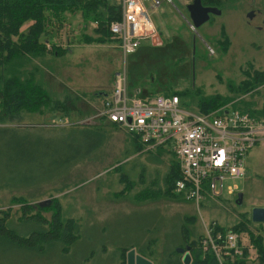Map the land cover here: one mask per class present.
Here are the masks:
<instances>
[{"label": "rangeland", "instance_id": "rangeland-1", "mask_svg": "<svg viewBox=\"0 0 264 264\" xmlns=\"http://www.w3.org/2000/svg\"><path fill=\"white\" fill-rule=\"evenodd\" d=\"M188 3L189 0H162L152 12L159 29L157 43L144 42L125 57L116 39L94 31V22H87L84 28L81 16L76 14L68 16L69 21L54 37L53 47L59 54L46 52L29 59L28 68L30 64V68L38 66L42 70L36 76L41 73L50 98H70L75 108L60 109L55 105L53 110L45 109L42 114L27 113L20 121L23 127L12 136L9 127L0 130V180L9 179L15 187L0 190V214L9 210L10 216H19L20 203L16 200L19 196L35 205L53 199L59 202L63 217H72L79 223L81 234L72 247L73 251L76 249L72 255L58 253L55 248L44 253L21 250L13 242L0 238V264H123L124 260L126 264V253L120 251L131 245L152 264H161L171 249L184 247V250L208 224L228 228L243 221L252 235L261 236L264 253V220L251 218L253 207L264 206V136L249 150L245 176L225 181L238 184V191L243 193L242 201L236 200V192L230 196L224 193L217 200L202 199L199 206L181 195L158 194L157 182H161L168 163L174 162L173 153L165 147L144 151L133 134L121 126L106 125L109 138L101 147H85L81 151L84 157L68 168L62 167L61 173H55L52 178L34 175L39 141L28 139L23 147L20 144L22 133L31 135V131H36L52 136L56 135L55 130L61 129L56 127L105 123L100 112L103 93L111 92L114 71L120 66L126 70L129 95L143 94L145 86L160 93L164 88L168 91L189 88L202 94L247 101L261 109L264 81L251 90L245 88L242 81L247 78L248 70L250 73L255 68L264 71V0H214L212 4L220 12L210 13L195 30L187 21H191ZM89 34L104 40L88 39L85 35ZM173 35H178L186 44L185 51L171 60L173 64L176 58L183 59L174 68L166 65L169 61L163 56H155ZM47 47L53 49L50 41ZM135 62L137 65H133ZM142 76L145 79L142 80ZM196 98L195 93L184 95L182 105L198 110ZM225 106L231 108V102ZM29 124L44 128L31 130ZM65 135L71 132L66 131ZM76 136L78 143L82 141L83 135L78 130ZM58 143L54 138L53 144ZM15 148L18 156L30 154L33 157L29 163L24 155L33 173L23 174L31 181L26 189H21L17 180L24 171L18 168L13 174L8 167L21 165L19 157L12 154ZM43 213L49 218L51 209ZM182 224L188 226L186 232L183 230L184 236L180 234ZM237 231L242 243L248 245L243 264H259L260 261L264 264L249 231L243 228ZM89 253L88 260L82 261Z\"/></svg>", "mask_w": 264, "mask_h": 264}, {"label": "trees", "instance_id": "trees-1", "mask_svg": "<svg viewBox=\"0 0 264 264\" xmlns=\"http://www.w3.org/2000/svg\"><path fill=\"white\" fill-rule=\"evenodd\" d=\"M119 13L120 4L115 0H0V130H6L9 127L12 136L17 129L23 127L20 121L24 120L27 113L42 114L45 109L53 110L55 105L60 109L62 107L67 109L75 108L71 105L72 100L70 98H63V100L57 97L50 98L49 91L44 88L41 73L38 77L36 76V73L42 72V70L38 66L30 68V64L28 68L29 59L31 61L32 57L46 52H56L59 54V51L53 47L56 44L54 37L57 36L59 31L66 25V22L69 21L70 17L68 18V16L79 14L82 18L81 25L84 28L87 22H94L96 23V26L93 27L94 31L104 35H111L106 27V23L118 18ZM26 23L28 24L26 25ZM85 37L91 40H96L97 38L104 40L103 37L92 38L90 34L85 35ZM167 40V43L161 46V51L155 56L157 58L163 56V59L167 60L166 62L169 61L166 65L174 68L178 66L175 64H178L183 59L176 58L173 61L174 65L171 63V60L179 57L185 51L186 44L178 35H173ZM47 41H50L53 49L47 47ZM147 43L151 45V43ZM133 65H137V62ZM246 72H248L247 78L242 81V85L245 88L251 90L259 82L264 81V71L255 68L251 73L250 70ZM141 79H145V76H142ZM170 79L173 78L170 77ZM166 81L169 82V80ZM163 90L165 91L162 93L166 95L177 94L181 103L184 95L197 94L196 107L202 112L213 111L231 102V108L248 111L250 114L258 117L264 116V105L261 109H256L250 105V102L233 100L226 95L202 94L194 89L192 91L189 88L174 91H168L167 88H164ZM144 91L141 95L160 93L159 91L154 92L151 89L149 90L148 86L144 87ZM104 98L105 95H103ZM63 115L65 114L63 113ZM101 117L106 122H101L99 126L75 123L67 127L62 126L65 128L56 127L61 129L55 130L57 133L52 136L37 133L36 131H31V135L22 133L20 135V144L22 147L24 144H27L26 141L28 139L38 140L40 143L35 153L36 156L34 157V175L43 174L47 175L48 178H52L55 173H61L62 167L64 169L68 168L76 163L77 160L81 159V157H84V153L81 151L85 147L89 146L90 148L94 147L96 149L101 147L109 138V135L108 138L106 136L108 134L106 125L113 127H117L118 125L108 120L104 115ZM35 125L29 124L31 130L44 128L39 124V127H35ZM77 130L83 135L82 141L79 143L77 141L79 137L76 136ZM66 131L71 132V135L66 137ZM133 137L136 138L134 134ZM54 138L59 142L57 145L53 144ZM14 143L16 144V139H14ZM80 145L81 148H78ZM140 147H143L141 143ZM162 148L164 147L157 149ZM150 150L152 149H145L144 151ZM14 151L12 154L15 158L19 157L21 165L17 167V165L10 164L8 167L13 174L18 168L24 171L21 172L22 175L17 180L20 183L18 186L21 189H26V186L31 184V181L25 179L23 174L31 175L33 173L24 160L25 154L18 156L16 148ZM25 157L29 163L33 159L30 154H26ZM178 176V166L175 160L174 162L172 160L168 163L167 170L161 178V182H157L158 194L164 196H180L181 194L177 193L173 188ZM0 182L3 183L0 186V190L15 188L9 179H2ZM16 200L20 203L21 214L14 218L10 216L9 210L1 211L0 238L13 242L21 250L31 252L44 253L53 248L62 254L72 255V253L76 252V249L73 251L72 247L81 234L79 223L72 217H63L61 215L57 200L53 201V199H50L48 203H37L36 205L26 199H21L20 196ZM46 209H51V216L49 218L43 213ZM219 227L226 228L223 225H219ZM187 228L188 226L186 224L180 226V234L182 236H184L183 233L186 232ZM228 228L233 230L241 228L248 230L250 237H252L253 245L257 247L256 251L258 252V256L260 255L261 260L264 259V253L262 254L263 251L261 249V236L252 235L246 221L235 223L233 227L229 226ZM201 234L197 238L190 240L188 246L182 252L180 251L181 253L177 250V247L173 248V250L171 249V252L169 251V254L167 253V256L160 263L183 264L182 255L188 250L191 257L189 264H220L212 253L202 250L200 245ZM132 246L125 247V249L123 247V250L121 249L120 252L122 254L127 253L125 251L129 250ZM246 249V247L243 248L242 254L235 256L234 259L226 257L224 264H243ZM93 250L94 247L92 246ZM90 256V253L87 256H83L82 261H87ZM261 263L262 261L259 264ZM123 264H125V260Z\"/></svg>", "mask_w": 264, "mask_h": 264}, {"label": "built area", "instance_id": "built-area-1", "mask_svg": "<svg viewBox=\"0 0 264 264\" xmlns=\"http://www.w3.org/2000/svg\"><path fill=\"white\" fill-rule=\"evenodd\" d=\"M115 1L120 4L119 17L106 27L123 57L144 42L157 43L159 29L152 12L162 0ZM127 86L126 70L120 66L101 115L134 134L144 149L171 150L179 170L173 187L177 193L199 206L202 199L217 200L238 190L237 183L225 181L245 176L249 150L264 136V116L225 105L202 112L183 106L177 94L129 95ZM215 224L206 226L200 245L224 264L226 257L240 256L248 245L237 230Z\"/></svg>", "mask_w": 264, "mask_h": 264}, {"label": "water", "instance_id": "water-1", "mask_svg": "<svg viewBox=\"0 0 264 264\" xmlns=\"http://www.w3.org/2000/svg\"><path fill=\"white\" fill-rule=\"evenodd\" d=\"M187 10L189 17L191 18L194 26H198L205 22L210 13H219L220 9L215 5H203L201 0H193L187 4ZM242 191L237 192V199L241 202ZM251 218L252 220L262 221L264 220V206H256L251 209ZM178 251H183V247H177ZM190 254L186 250L182 256L183 264H189ZM126 264H152V261L145 257L144 255L135 251L134 248H130L126 253Z\"/></svg>", "mask_w": 264, "mask_h": 264}, {"label": "flooded vegetation", "instance_id": "flooded-vegetation-1", "mask_svg": "<svg viewBox=\"0 0 264 264\" xmlns=\"http://www.w3.org/2000/svg\"><path fill=\"white\" fill-rule=\"evenodd\" d=\"M193 0H189V3L192 2ZM202 4L203 5H213L212 3L214 2V0H201ZM237 192L238 190L236 191V197L237 198Z\"/></svg>", "mask_w": 264, "mask_h": 264}, {"label": "crops", "instance_id": "crops-1", "mask_svg": "<svg viewBox=\"0 0 264 264\" xmlns=\"http://www.w3.org/2000/svg\"><path fill=\"white\" fill-rule=\"evenodd\" d=\"M29 23V22H28ZM28 23H26V25L28 24ZM103 95H105V93H103ZM240 191V190H239ZM262 264V263H261Z\"/></svg>", "mask_w": 264, "mask_h": 264}, {"label": "bare ground", "instance_id": "bare-ground-1", "mask_svg": "<svg viewBox=\"0 0 264 264\" xmlns=\"http://www.w3.org/2000/svg\"><path fill=\"white\" fill-rule=\"evenodd\" d=\"M243 178V177H242ZM235 180V179H234ZM230 182H231V180H230Z\"/></svg>", "mask_w": 264, "mask_h": 264}]
</instances>
